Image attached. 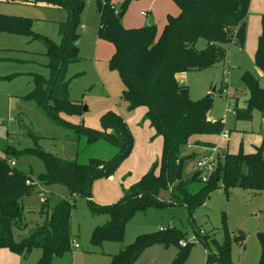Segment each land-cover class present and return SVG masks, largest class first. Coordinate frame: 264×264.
Listing matches in <instances>:
<instances>
[{"label": "rangeland", "instance_id": "rangeland-1", "mask_svg": "<svg viewBox=\"0 0 264 264\" xmlns=\"http://www.w3.org/2000/svg\"><path fill=\"white\" fill-rule=\"evenodd\" d=\"M124 1L126 0L115 2L119 7ZM83 2L73 54L75 60L67 65L64 73L65 79L70 81L67 90L68 102L55 111V117L66 127L60 126V123L53 124L37 108L34 101L23 99L33 87L31 74L37 73L46 79L50 77L43 41H28L24 35L0 34V147L10 145L21 151L36 147L65 160L75 159L79 163L86 162L89 157L107 160L114 155L115 149L105 139L87 144L85 135L76 133L72 127L99 131L102 130L101 116L106 112L117 113L129 126L133 145L129 154L110 172L112 180L107 175L92 180L90 200L95 205L106 206L117 202L123 189L139 179L155 159L153 157L159 155L160 149H156V140L159 141L160 137H154L147 123L139 124L142 107L136 110L127 109L121 97V79L108 63L113 46L98 37L99 16L96 0ZM146 7L151 9V13L144 17L141 12ZM174 9L178 11L172 0H129L123 9L125 15L121 24L136 27V23L143 18L144 23H147L142 24H154L157 29L156 21L166 17L169 10ZM263 13L264 0H250L245 14L242 44L224 45L225 59L208 68L186 72L180 78V85L188 90L192 100L211 96L207 115L210 120L214 117L213 120H217L222 129L225 122L229 134L227 138L221 137V132L200 134L199 137L226 149L228 153H254L257 149L264 153V122L261 121L259 113L253 110L251 118L244 119L236 118L232 112L236 111L234 98L238 100L237 109L245 107L242 99H248L243 79L245 72L255 77L258 84L264 87V72L254 62ZM0 14L30 19L34 33L56 44L61 40L58 23L67 18L64 9L35 5L23 0H0ZM206 43V40L199 38L195 47L203 49ZM191 140L189 138L182 149V155L197 154L200 157L194 155L184 161L182 175L185 178L195 171L200 172V176L207 174L206 169L198 164L202 159L209 157L214 165L216 162L215 153L210 150L195 146L190 148L188 145L192 143ZM194 144L207 148L209 146L204 142L194 141ZM0 155H3L1 148ZM8 162L25 173H30L35 180L37 174L43 171L41 160L33 154H9ZM57 197L65 200L71 197L68 188L61 182L34 185L28 194L21 197L22 213L27 224L21 229H13L15 242H20L30 228L43 221L42 201L47 199L51 204ZM222 214L225 216L224 231L221 227ZM107 219L104 212L91 213L85 197L74 196L69 220L71 246L49 258L48 264H109L111 256L133 242L137 235L159 232L162 236L168 228L182 236L183 245L177 241L167 244L151 242L130 264H174L184 249H188V252L182 264H262L260 237L264 234V190L251 191L239 186H232L226 191L216 190L211 193L206 205L193 213L192 222L180 205L152 206L145 211L136 210L125 222L120 241L93 244L90 241L93 228L102 225ZM240 231L243 234L242 241L231 243L225 259H207L216 253V245L223 241L225 232L238 235ZM73 243L78 246L73 247ZM42 256L43 252L39 247H33L27 253L0 247V264H38Z\"/></svg>", "mask_w": 264, "mask_h": 264}, {"label": "trees", "instance_id": "trees-1", "mask_svg": "<svg viewBox=\"0 0 264 264\" xmlns=\"http://www.w3.org/2000/svg\"><path fill=\"white\" fill-rule=\"evenodd\" d=\"M23 1L35 5L45 4L67 12L66 20L58 23L61 38L58 44L34 33L30 19L0 14V34L24 35L28 41H43L50 77L46 79L40 74H31L33 87L23 99L34 101L53 124L59 125L55 111L68 102L70 81L65 79L64 73L67 65L75 60L73 54L84 2ZM172 1L178 8V13L167 14L165 23L158 32L154 24L130 28L121 24L118 14L129 0L119 7L114 0H96L98 37L113 46L108 63L118 73L123 84L121 97L127 109H145L140 124L146 121L152 128L154 137H161L159 155L139 179L123 189L117 202L100 206L90 200L92 180L101 175H107V178L111 176L110 172L129 154L133 145L132 133L117 113L103 114L100 119L102 130L99 131L72 127L76 133L85 135L87 144L105 139L115 149L114 155L107 160L89 157L86 162L79 163L75 159L65 160L36 147L21 151L10 145H3L0 147L3 152L0 155V247L22 253L39 247L43 256L38 264H48L49 258L71 246L69 220L76 195L87 199L91 213L104 212L108 216L105 223L93 228L90 236L93 244L101 245L104 241H120L125 222L136 210L180 205L192 222L193 213L205 205L216 189L226 191L232 186H239L251 191L264 190V155L261 149L254 153L219 151L215 165L207 174L200 176V172L195 171L188 178L182 175L184 161L194 156L182 155V149L189 138L200 134L220 133L223 129L217 120L211 121L207 116L211 96L192 100L188 90L178 83L177 75L208 68L225 59L224 45L242 44L245 14L250 0ZM261 21L262 29L254 62L264 72V13ZM199 38L207 42L203 49L195 47ZM243 79L248 99L244 101L245 107L237 109V100L234 98L235 117L250 119L252 111L256 110L264 118V87L248 72L243 74ZM62 125L66 127L60 123ZM9 154L36 155L43 164V171L37 174V180L30 173L9 164ZM27 181H35L41 186L61 182L68 188L71 197L66 200L57 197L51 204L44 199L41 204V224L30 228L20 242H15L13 229H21L27 224L20 199L35 185L28 184ZM221 218L224 231V214ZM242 236V231L238 235L225 232L223 241L216 245V253L207 259H225L231 243L240 241ZM179 240H182V236L172 228H168L162 236L159 232L139 234L133 242L113 254L109 264H130L151 242L167 244L177 241L179 244ZM203 243L206 245L204 240ZM260 246V259L264 264V234H261ZM187 252L188 249H184L174 264H182Z\"/></svg>", "mask_w": 264, "mask_h": 264}, {"label": "crops", "instance_id": "crops-1", "mask_svg": "<svg viewBox=\"0 0 264 264\" xmlns=\"http://www.w3.org/2000/svg\"><path fill=\"white\" fill-rule=\"evenodd\" d=\"M2 1H4V0H2ZM8 1V0H7ZM116 0H114V2H115ZM131 1V0H130ZM132 1H134V0H132ZM250 3V2H249ZM115 4L117 5L118 3H116L115 2ZM39 5H45V4H39ZM121 5V4H120ZM45 6H47V5H45ZM48 7H50V8H56V7H51V6H48ZM248 8H249V6H248ZM57 9H60V8H57ZM178 9V8H177ZM143 12H145V15H144V17H147L148 16V13H151V9L149 8V7H146V8H143ZM169 12L170 13H167V14H170V15H176L177 13H178V11L177 10H169ZM124 13H125V11H124ZM123 13V15H122V17H121V21L123 22V18H124V14ZM141 14H142V12H141ZM166 14V15H167ZM165 20H166V17H162V19H160V20H158V21H156V26H157V31L159 32V31H161V29H162V27H163V25H164V23H165ZM146 23H147V21H145ZM142 23H144V21H143V18H141V20H139L137 23H136V27L137 26H142V25H144V24H146V23H144V24H142ZM123 26H125V27H132V26H129L130 24H122ZM186 72H183V73H179L178 75H177V81H178V83L180 84L181 83V81H180V78H183V75L185 74ZM248 95V94H247ZM235 99H237V98H235ZM246 99V98H245ZM245 99H242V102H243V106L245 105L244 104V100ZM238 101V100H237ZM136 109H140V108H136ZM135 109V110H136ZM144 112H145V109L144 108H142V110H141V112L139 113V116H143V114H144ZM208 116V115H207ZM259 117H260V119H261V121H263L264 122V118H262L260 115H259ZM209 118V117H208ZM212 118V117H211ZM214 118V117H213ZM210 119V118H209ZM141 121V120H140ZM140 121H139V124H140ZM146 124L147 122L145 121V122H143L142 124ZM142 124H140V125H142ZM147 125H148V123H147ZM129 127V126H128ZM148 127H149V125H148ZM150 128V127H149ZM130 129V128H129ZM151 129V133L153 134V130H152V128H150ZM223 130L225 131V130H227L228 132H227V135L226 136H223L222 135V132L220 133V136L221 137H223V138H227L228 137V134H229V128H227V126L225 125V122H224V128H223ZM150 134V133H149ZM159 139V141H157L156 140V149L157 148H159L160 150H161V144H162V139H161V137L160 138H158ZM190 139H192L191 140V144L190 145H188L190 148L192 147V146H195V147H199L200 149H207V150H210L211 151V153L213 152V153H215V156H217V154L219 153V151L220 150H226V149H222V148H219V147H217L214 143H209L208 141H205V140H203V139H201V137H199V135H194V136H192ZM194 141L195 142H204V143H208L209 144V146H208V148H207V146H201V145H197V144H194ZM148 150H149V146L147 145V147H146ZM187 148V147H186ZM185 148V149H186ZM189 148V149H190ZM189 149H187V150H189ZM160 150H159V153H160ZM227 151V150H226ZM150 152H151V150H150ZM228 152V151H227ZM152 153H153V155H155L156 153H155V151L153 150L152 151ZM196 157H200V155H198L197 156V154H194ZM263 155H264V153H263ZM158 156V154L157 155H155L153 158H156ZM208 160H210V161H212L209 157L207 158ZM152 163V162H151ZM147 164V163H146ZM148 165V164H147ZM146 169V168H145ZM144 169V170H145ZM143 170V171H144ZM142 171V172H143ZM141 172V173H142ZM141 173H140V175H141ZM108 179L109 180H112V176H109L108 177ZM222 189V188H221ZM216 190H219V189H216ZM215 190V191H216ZM215 191H213V192H215ZM207 202V201H206ZM205 205H206V203H205ZM180 241V240H179Z\"/></svg>", "mask_w": 264, "mask_h": 264}, {"label": "built area", "instance_id": "built-area-1", "mask_svg": "<svg viewBox=\"0 0 264 264\" xmlns=\"http://www.w3.org/2000/svg\"><path fill=\"white\" fill-rule=\"evenodd\" d=\"M142 15H145V12H142ZM232 112L235 114V111L234 110H232ZM211 121H215V120H213V118L211 119ZM222 132V135L223 136H226L227 135V130H222L221 131ZM198 164L201 166V167H204L205 169H206V171L207 172H209V171H211V169L213 168V166H214V163H212V161H210V160H208V159H202L201 161H199L198 162ZM27 183L29 184V183H31V184H35V185H39L37 182H30V181H27ZM41 186V185H40ZM40 195L41 196H43V193H40ZM179 244H184V241L183 240H180L179 241ZM78 246V244L77 243H73V247H77Z\"/></svg>", "mask_w": 264, "mask_h": 264}, {"label": "water", "instance_id": "water-1", "mask_svg": "<svg viewBox=\"0 0 264 264\" xmlns=\"http://www.w3.org/2000/svg\"><path fill=\"white\" fill-rule=\"evenodd\" d=\"M123 13H124V10L120 11L119 14H118V17L121 18ZM84 110H86V107H84Z\"/></svg>", "mask_w": 264, "mask_h": 264}]
</instances>
